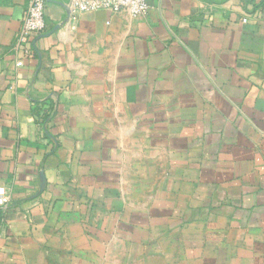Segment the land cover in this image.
<instances>
[{"label": "crops", "instance_id": "0c3cea01", "mask_svg": "<svg viewBox=\"0 0 264 264\" xmlns=\"http://www.w3.org/2000/svg\"><path fill=\"white\" fill-rule=\"evenodd\" d=\"M0 0V264H264V0Z\"/></svg>", "mask_w": 264, "mask_h": 264}, {"label": "built area", "instance_id": "2783aa9c", "mask_svg": "<svg viewBox=\"0 0 264 264\" xmlns=\"http://www.w3.org/2000/svg\"><path fill=\"white\" fill-rule=\"evenodd\" d=\"M49 1L28 0L26 15L14 46L19 56L16 62L18 68L23 67L26 60L35 56L36 43L46 30L45 10ZM101 10L110 13L126 12L133 18H141L148 13L149 5L146 0H72L68 24L72 30H75L82 13ZM7 204V191L0 187V210Z\"/></svg>", "mask_w": 264, "mask_h": 264}, {"label": "trees", "instance_id": "16d2710c", "mask_svg": "<svg viewBox=\"0 0 264 264\" xmlns=\"http://www.w3.org/2000/svg\"><path fill=\"white\" fill-rule=\"evenodd\" d=\"M3 209L0 210V212L2 211Z\"/></svg>", "mask_w": 264, "mask_h": 264}]
</instances>
